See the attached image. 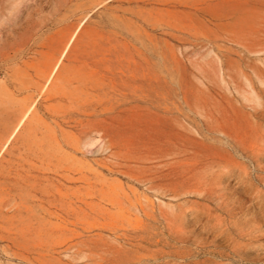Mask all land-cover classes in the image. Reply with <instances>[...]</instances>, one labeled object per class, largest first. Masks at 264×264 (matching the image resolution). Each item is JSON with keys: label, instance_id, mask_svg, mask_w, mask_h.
I'll return each instance as SVG.
<instances>
[{"label": "rangeland", "instance_id": "obj_1", "mask_svg": "<svg viewBox=\"0 0 264 264\" xmlns=\"http://www.w3.org/2000/svg\"><path fill=\"white\" fill-rule=\"evenodd\" d=\"M0 264H264V0H0Z\"/></svg>", "mask_w": 264, "mask_h": 264}]
</instances>
